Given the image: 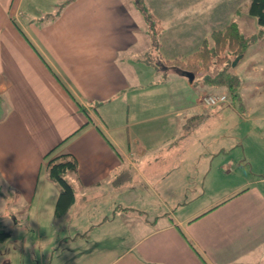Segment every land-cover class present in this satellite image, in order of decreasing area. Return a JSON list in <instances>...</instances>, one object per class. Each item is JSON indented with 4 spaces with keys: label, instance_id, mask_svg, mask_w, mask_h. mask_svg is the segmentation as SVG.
I'll list each match as a JSON object with an SVG mask.
<instances>
[{
    "label": "crops",
    "instance_id": "obj_1",
    "mask_svg": "<svg viewBox=\"0 0 264 264\" xmlns=\"http://www.w3.org/2000/svg\"><path fill=\"white\" fill-rule=\"evenodd\" d=\"M24 1L0 0V189L59 229L35 264H264V165L244 175L254 161L222 139L227 114L247 118L199 100L226 92L148 52L126 0H66L43 21ZM62 154L75 200L56 215Z\"/></svg>",
    "mask_w": 264,
    "mask_h": 264
},
{
    "label": "rangeland",
    "instance_id": "obj_2",
    "mask_svg": "<svg viewBox=\"0 0 264 264\" xmlns=\"http://www.w3.org/2000/svg\"><path fill=\"white\" fill-rule=\"evenodd\" d=\"M65 1L25 0L23 7L30 12V16L43 21L58 14ZM126 1H128L127 7L131 13L148 34L145 42L141 40L146 46L151 47L148 52L156 51L157 53L154 54L166 62L180 56L190 55L198 50L206 40L212 43V32L233 22L238 24L242 34L250 36L251 40L245 53L233 56L230 65L212 64L205 73L207 79H204L203 82H199V79L196 80V86L203 87L204 90L220 87L226 92L224 94L227 98L213 107H236L243 115L242 117L247 118L246 121L243 120L242 123H239V114H227L224 124L227 135L222 139L231 144L229 147L241 148L239 156L249 157L254 161L252 162L255 169L244 162V175H250L252 171H259L260 166L256 163L264 165V117L259 120L254 119L256 122L248 119L251 116L254 118L255 114L264 115V26L250 11L251 0ZM236 7L238 8L236 9ZM149 14L157 20L156 24L148 19ZM222 25L225 26L221 27ZM138 36L142 38L141 33ZM238 56L240 58L234 64ZM256 66L261 69L256 70ZM173 68L175 67L170 66L169 71L175 73ZM160 73L156 72L157 77ZM163 78L167 79V83L170 82V78L165 73ZM218 78L224 79L225 82L217 86L214 81H209L218 80ZM209 83L210 85H208ZM205 94H201L199 100ZM2 113L3 109L0 106V116ZM184 130V134L180 138L189 139L186 131L188 129ZM211 135H219V132L214 131ZM259 176L264 177V172ZM213 193L211 191V194ZM12 198L8 190L0 189V219L3 220L6 228L11 230V235L0 242V264H35L42 258V247L45 242L49 238H56L59 229L46 227L43 228V231H38L33 226L30 227L26 218L21 217L19 212H10V209L13 208L10 206ZM41 234L42 238H40ZM48 251L49 249H44L45 254Z\"/></svg>",
    "mask_w": 264,
    "mask_h": 264
},
{
    "label": "trees",
    "instance_id": "obj_3",
    "mask_svg": "<svg viewBox=\"0 0 264 264\" xmlns=\"http://www.w3.org/2000/svg\"><path fill=\"white\" fill-rule=\"evenodd\" d=\"M250 11L258 18L259 23L264 26V0H251ZM148 19L154 24L157 22V20H155L151 14L148 15ZM250 40V36L242 34L239 30L238 24L233 22L224 28L214 30L212 32V43L207 42V40L204 41L200 48L190 55L170 59L167 60V62L162 59L161 60L167 66H178L183 70L192 71L196 78L202 77V79H207L205 73H207L212 64L216 63L230 65L232 58L236 57L238 54L245 53ZM29 41L37 49L35 44L31 40ZM52 70L60 79L58 73L53 68ZM218 79L219 80L216 79L218 84L225 82L223 81L224 79ZM211 81H215V79L210 80V82ZM81 107L84 112L88 113L83 105H81ZM48 166L51 177L61 186V192L56 203L55 213L56 215H62L70 208L75 200L74 189L66 179L65 173L76 170L77 162L73 156L69 154H62L60 159L55 158L51 160ZM10 235L11 230L6 228L3 220L0 219V242L4 241ZM194 249L201 256V258L206 261L201 252L195 247Z\"/></svg>",
    "mask_w": 264,
    "mask_h": 264
},
{
    "label": "built area",
    "instance_id": "obj_4",
    "mask_svg": "<svg viewBox=\"0 0 264 264\" xmlns=\"http://www.w3.org/2000/svg\"><path fill=\"white\" fill-rule=\"evenodd\" d=\"M227 98L225 94L211 93L205 94L200 98V101L205 104V106H214L221 103L222 100Z\"/></svg>",
    "mask_w": 264,
    "mask_h": 264
},
{
    "label": "water",
    "instance_id": "obj_5",
    "mask_svg": "<svg viewBox=\"0 0 264 264\" xmlns=\"http://www.w3.org/2000/svg\"><path fill=\"white\" fill-rule=\"evenodd\" d=\"M240 56L237 57V59L234 61V64L238 61V59L240 58ZM181 72H182V75H185L186 77L189 78V81H191V82L193 81L195 74L192 71H188V70L181 69Z\"/></svg>",
    "mask_w": 264,
    "mask_h": 264
}]
</instances>
